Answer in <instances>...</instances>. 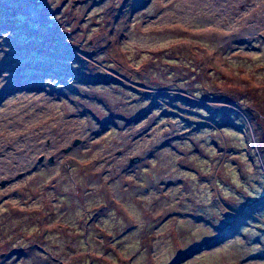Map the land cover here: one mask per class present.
<instances>
[{
  "label": "rangeland",
  "instance_id": "rangeland-1",
  "mask_svg": "<svg viewBox=\"0 0 264 264\" xmlns=\"http://www.w3.org/2000/svg\"><path fill=\"white\" fill-rule=\"evenodd\" d=\"M0 255L264 264V0H0Z\"/></svg>",
  "mask_w": 264,
  "mask_h": 264
},
{
  "label": "water",
  "instance_id": "water-1",
  "mask_svg": "<svg viewBox=\"0 0 264 264\" xmlns=\"http://www.w3.org/2000/svg\"><path fill=\"white\" fill-rule=\"evenodd\" d=\"M78 144V140H75L73 143H72V146H76ZM71 149V146L70 147H67L65 150H64V152L66 153V152H68L69 150ZM139 159L138 158H135V159H131L130 160V164H132V163H135V162H137ZM42 161V158H40V162ZM48 161L49 162H53V158L52 157H50L49 159H48ZM2 185H4V183H1ZM0 258H2V255H0Z\"/></svg>",
  "mask_w": 264,
  "mask_h": 264
},
{
  "label": "flooded vegetation",
  "instance_id": "flooded-vegetation-1",
  "mask_svg": "<svg viewBox=\"0 0 264 264\" xmlns=\"http://www.w3.org/2000/svg\"><path fill=\"white\" fill-rule=\"evenodd\" d=\"M31 6H32V5H31ZM123 7H124V6H123ZM123 7H122V8H123ZM32 9H33V8H32ZM32 9H31V11H30V9H29V12H30V13H33ZM121 11H122V9H121ZM121 11H120V12H121ZM36 16H37V15H36ZM37 17H38V16H37ZM33 20H36V19H33Z\"/></svg>",
  "mask_w": 264,
  "mask_h": 264
},
{
  "label": "bare ground",
  "instance_id": "bare-ground-1",
  "mask_svg": "<svg viewBox=\"0 0 264 264\" xmlns=\"http://www.w3.org/2000/svg\"><path fill=\"white\" fill-rule=\"evenodd\" d=\"M35 17L37 18V16H36V15H35V16H34V15H32V18H35Z\"/></svg>",
  "mask_w": 264,
  "mask_h": 264
}]
</instances>
